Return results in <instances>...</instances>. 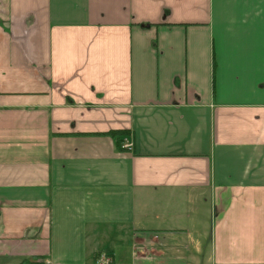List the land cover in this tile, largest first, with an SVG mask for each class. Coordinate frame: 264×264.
I'll return each mask as SVG.
<instances>
[{
	"label": "crops",
	"instance_id": "crops-1",
	"mask_svg": "<svg viewBox=\"0 0 264 264\" xmlns=\"http://www.w3.org/2000/svg\"><path fill=\"white\" fill-rule=\"evenodd\" d=\"M105 259L264 264V0H0V264Z\"/></svg>",
	"mask_w": 264,
	"mask_h": 264
},
{
	"label": "trees",
	"instance_id": "trees-1",
	"mask_svg": "<svg viewBox=\"0 0 264 264\" xmlns=\"http://www.w3.org/2000/svg\"><path fill=\"white\" fill-rule=\"evenodd\" d=\"M104 135H109L112 138H114L116 140V146L118 150L121 152H126V149L122 148V144L124 142V137L129 135L128 131H111ZM38 264H41V263H38Z\"/></svg>",
	"mask_w": 264,
	"mask_h": 264
},
{
	"label": "built area",
	"instance_id": "built-area-1",
	"mask_svg": "<svg viewBox=\"0 0 264 264\" xmlns=\"http://www.w3.org/2000/svg\"><path fill=\"white\" fill-rule=\"evenodd\" d=\"M122 148L126 149V151H132L133 145H132L131 143L125 141V142L122 144ZM46 262H47V264L49 263V261H46ZM105 263H106V264H110L111 261H110L109 259H105ZM42 264H44V261H42ZM45 264H46V263H45Z\"/></svg>",
	"mask_w": 264,
	"mask_h": 264
}]
</instances>
